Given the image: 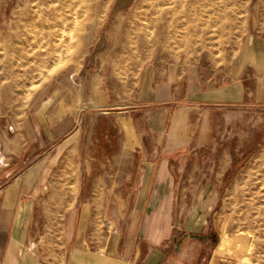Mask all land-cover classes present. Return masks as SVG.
<instances>
[{
    "label": "crops",
    "instance_id": "obj_1",
    "mask_svg": "<svg viewBox=\"0 0 264 264\" xmlns=\"http://www.w3.org/2000/svg\"><path fill=\"white\" fill-rule=\"evenodd\" d=\"M250 15L232 59L150 70L120 111L128 148L97 149L83 79L0 130V264H200L229 171L214 148L231 111L264 108L263 0Z\"/></svg>",
    "mask_w": 264,
    "mask_h": 264
},
{
    "label": "rangeland",
    "instance_id": "obj_2",
    "mask_svg": "<svg viewBox=\"0 0 264 264\" xmlns=\"http://www.w3.org/2000/svg\"><path fill=\"white\" fill-rule=\"evenodd\" d=\"M255 1L82 0L74 12L58 0H0V130L58 97L66 78L83 79L97 105L86 120L97 149L113 154L123 141L128 148L120 111L150 70L232 59ZM229 124L223 135L230 146L214 148V160L222 155L229 166L208 201L216 238L200 264H264V108H235Z\"/></svg>",
    "mask_w": 264,
    "mask_h": 264
},
{
    "label": "bare ground",
    "instance_id": "obj_3",
    "mask_svg": "<svg viewBox=\"0 0 264 264\" xmlns=\"http://www.w3.org/2000/svg\"><path fill=\"white\" fill-rule=\"evenodd\" d=\"M58 1L62 4L63 7H66L68 9H70L71 11L73 10V8H76V9L78 8V5L79 4L78 3H75V2H77V1H80V3L82 2V0H58ZM73 11L76 12V10H73ZM52 13L53 14H56L55 16H57L58 15L57 9L56 10H53ZM71 28H72V31H70V32L73 33L74 31H77L80 28V24L78 22H75ZM251 196H253V195H251Z\"/></svg>",
    "mask_w": 264,
    "mask_h": 264
}]
</instances>
